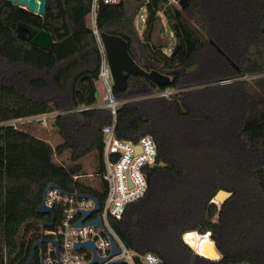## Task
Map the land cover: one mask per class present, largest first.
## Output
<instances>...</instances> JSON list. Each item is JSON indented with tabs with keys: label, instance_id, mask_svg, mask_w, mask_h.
<instances>
[{
	"label": "trees",
	"instance_id": "obj_1",
	"mask_svg": "<svg viewBox=\"0 0 264 264\" xmlns=\"http://www.w3.org/2000/svg\"><path fill=\"white\" fill-rule=\"evenodd\" d=\"M91 1L47 0L39 15L0 0V123L57 112L60 138L53 146L31 128L37 124L0 125V264H25L52 214L57 219L56 208L38 211L49 184L93 195L101 207L105 200L102 127L111 115L95 107L101 57L87 22ZM161 14L177 40L171 53L157 37ZM97 26L99 35L126 40L141 68L171 77L157 85L129 73L115 91L125 100L116 136L150 135L157 149L146 194L111 219L120 238L160 264H264V0H189L184 9L167 0H121L104 7ZM40 30L53 36L47 50L30 43ZM225 79L233 81L219 83ZM166 90L177 91L156 95ZM88 156L98 186L79 179ZM219 189L234 192L221 206L214 202ZM184 239L194 249L213 241L222 257L194 252ZM32 264H42L38 248Z\"/></svg>",
	"mask_w": 264,
	"mask_h": 264
},
{
	"label": "built area",
	"instance_id": "obj_2",
	"mask_svg": "<svg viewBox=\"0 0 264 264\" xmlns=\"http://www.w3.org/2000/svg\"><path fill=\"white\" fill-rule=\"evenodd\" d=\"M101 1L105 5H115L121 0H92L88 16L93 33L97 36L101 57L97 80L102 82L105 89L103 104L95 107L105 108L111 115L110 122L102 127L104 162L102 178L106 185L105 200L102 207L99 204V209L92 212L96 205L93 195L79 197L77 193H67L58 187L51 188L45 193L44 204L51 208V212L56 208L58 217L56 219L55 214H52V226L44 231L43 237L46 241L39 249L42 264L90 263L94 257L91 248L77 249L75 247L76 243L87 241L93 242L97 255L105 259L103 262L96 261L94 264H111L118 260H123L124 264H136V258L142 264H160L161 262V259L152 252L140 254L129 248L111 222V219H121L128 205L146 194L148 190L147 169L154 166L157 149L150 135H144L137 141L120 139L116 136L118 109L125 100L115 95L106 49L98 32L97 19ZM144 1L149 2L150 0ZM167 1L179 6L176 0ZM232 81L233 79H225L219 83L228 84ZM174 93L175 90H166L156 95L169 97ZM89 108L84 107L83 109ZM56 115L57 112H45L12 119L0 125L11 126L15 129L24 128L28 124L48 126ZM81 212L92 213L84 219ZM98 217L101 218L102 226L90 223ZM79 221L82 222L80 226L77 225ZM56 242H59V246ZM113 242L118 247V253L112 256Z\"/></svg>",
	"mask_w": 264,
	"mask_h": 264
},
{
	"label": "water",
	"instance_id": "obj_3",
	"mask_svg": "<svg viewBox=\"0 0 264 264\" xmlns=\"http://www.w3.org/2000/svg\"><path fill=\"white\" fill-rule=\"evenodd\" d=\"M16 6L25 8L35 14L39 15H44L46 13V6H47V0H9ZM179 4V6L184 9L189 5V0H176ZM106 5L101 1L100 2V7L98 10V19H97V24L99 22L100 15ZM100 38L103 42V45L106 49L108 61L110 64L111 72H112V77H113V88L115 91L122 90L125 86L127 76L129 73H137L142 76H145L148 78L150 81L157 85L165 84L167 82L171 81V77L160 73L156 70H151V71H146L143 68H141L136 61L132 58L128 51V45L126 40H124L122 37L119 35L115 34H109L106 32H102L100 34ZM53 36L51 33L45 31V30H40L36 32L31 38H30V43L34 46L40 47L41 49L47 50L51 47L53 43ZM178 48L175 49V52L177 51ZM56 187L54 184H49L46 187L45 193L51 189ZM234 195L233 191H228L225 189H219L217 193L214 196V202L219 204L221 206L224 204L228 199H230ZM79 197H88V194H78ZM96 205L95 208L92 212H95L99 209V203L97 198L93 197ZM38 211L41 213H51V208L47 207L44 202L40 204L38 207ZM92 212H81L84 215V219L87 218ZM90 223L97 224L102 226L101 218L98 217L96 219H93L90 221ZM82 224L81 221L77 223L78 226ZM47 226H52V222L47 223ZM209 238L210 234L207 233ZM211 239V238H210ZM46 239L42 237L39 241H37L33 247H32V254L28 261L25 264H32L33 257H34V251L38 248L41 249L43 247L44 242ZM212 241V240H211ZM56 245L59 246V242H56ZM75 247L77 249H80L82 247H89L93 251L94 257L93 260L90 263L87 264H94L96 261L98 262H103L105 259L100 258L95 249V245L91 241L87 242H79L75 244ZM118 253V247L115 242H113V251H112V256L116 255ZM205 253L209 254L211 257L207 256L210 259H220L222 256L220 252L218 251L215 243H210L208 244V247L205 248ZM117 263H124L123 260H118L115 261ZM113 264V263H111Z\"/></svg>",
	"mask_w": 264,
	"mask_h": 264
},
{
	"label": "rangeland",
	"instance_id": "obj_4",
	"mask_svg": "<svg viewBox=\"0 0 264 264\" xmlns=\"http://www.w3.org/2000/svg\"><path fill=\"white\" fill-rule=\"evenodd\" d=\"M146 15H147V9L144 6L141 9V11H140V13L136 19V27L140 33H142L144 30ZM87 22L91 26V22H90L89 17L87 18ZM157 37H158L159 41L163 42L166 45L165 50L167 53H171V51L173 50L175 45H177V40L175 39L174 34L170 28V25H169L166 17L163 14H161V23H160L159 28H158ZM96 88L98 91L96 105L99 106V105L103 104V102H104L103 97L105 94V89H104L102 82L99 80L96 81ZM184 89H186V88H184ZM184 89H182V90H184ZM31 128H33L34 131H36V133L40 137L49 141L53 146H55L60 141V138L54 129L52 121L49 123L48 126L32 125ZM54 159L57 162H63V163L68 164V165L70 164V161L67 158V154H65L63 156H59L58 154H56ZM81 175L82 176H80L79 179L82 182L91 183L92 186H98L99 185L100 177L98 176V174L95 173V160H94L93 156H88L82 161V174ZM199 236H201V235H199ZM184 241H185V239H184ZM212 243H214V242L212 241ZM189 246L192 248V250L194 252H196L195 250H197V251L205 250V247L202 246L201 244H199L198 242H196V244H195V249L191 245H189ZM207 255L209 257H211L209 254H207ZM214 260H217V259H214Z\"/></svg>",
	"mask_w": 264,
	"mask_h": 264
},
{
	"label": "bare ground",
	"instance_id": "obj_5",
	"mask_svg": "<svg viewBox=\"0 0 264 264\" xmlns=\"http://www.w3.org/2000/svg\"><path fill=\"white\" fill-rule=\"evenodd\" d=\"M202 236V235H201ZM209 237V236H208ZM198 253V252H197ZM198 254H200V253H198ZM200 255H202V256H205V255H203V254H200ZM207 257V256H206Z\"/></svg>",
	"mask_w": 264,
	"mask_h": 264
}]
</instances>
